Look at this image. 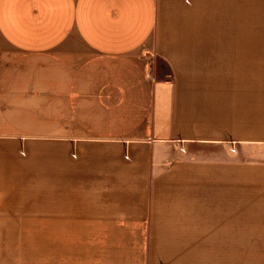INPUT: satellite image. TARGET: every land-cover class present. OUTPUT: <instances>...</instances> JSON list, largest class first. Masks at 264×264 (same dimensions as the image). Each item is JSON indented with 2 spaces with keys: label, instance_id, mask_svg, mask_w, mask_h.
Returning <instances> with one entry per match:
<instances>
[{
  "label": "crops",
  "instance_id": "crops-1",
  "mask_svg": "<svg viewBox=\"0 0 264 264\" xmlns=\"http://www.w3.org/2000/svg\"><path fill=\"white\" fill-rule=\"evenodd\" d=\"M0 264H264V0H0Z\"/></svg>",
  "mask_w": 264,
  "mask_h": 264
}]
</instances>
